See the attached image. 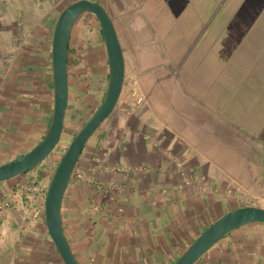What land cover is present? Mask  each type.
<instances>
[{"label":"crops","instance_id":"obj_1","mask_svg":"<svg viewBox=\"0 0 264 264\" xmlns=\"http://www.w3.org/2000/svg\"><path fill=\"white\" fill-rule=\"evenodd\" d=\"M101 3L110 15L106 4L102 0ZM122 6L124 9L126 5ZM29 7V14L37 11L36 18L26 21H9L10 12L0 8V158L16 157L30 149L43 136L51 117L50 47L58 14L53 21L50 10L41 14L39 0L29 2ZM130 10L126 7L122 14L128 15ZM133 13L130 22L135 17L142 19L137 17L140 13ZM74 28L75 24L70 48ZM115 30L118 35L119 30ZM88 52L94 58L91 62L85 56L90 66L84 67V73H97L92 78L98 81L95 88L87 87L85 81L90 77L80 79L76 72L79 79L72 83L70 65L74 63L67 65L64 126L67 113L72 117L73 111L83 109L73 107L75 100L82 105L84 99L80 96L96 97L98 105L107 85L103 38ZM180 64L162 77L144 73L137 80L135 70L126 73L124 91L112 115L98 126L77 160L75 171L82 178L70 179L62 201L61 220L81 264H169L171 257L181 252L212 217L232 206L231 197L226 195L228 189L224 192V188L210 186V162L204 161L203 156L197 161L184 147L190 144L187 134L191 126L202 132L204 124L191 120L188 126L182 125L178 116L189 118L191 114L175 103L168 107L153 99L152 79L178 84ZM175 90L180 92L179 85ZM187 94L192 106L199 107V114H212L205 98ZM140 96L142 101L137 103ZM256 182L253 179L252 188L261 195L264 191ZM8 187L2 184L0 202L16 188ZM249 198L250 205L260 206L255 193ZM246 199L239 198L236 204L242 206ZM22 206L16 202L0 212V264H64L47 233L43 207L33 218ZM194 264H264V223H249L232 230Z\"/></svg>","mask_w":264,"mask_h":264},{"label":"rangeland","instance_id":"obj_2","mask_svg":"<svg viewBox=\"0 0 264 264\" xmlns=\"http://www.w3.org/2000/svg\"><path fill=\"white\" fill-rule=\"evenodd\" d=\"M34 1L1 0L0 8L10 12L9 21H26L32 16L36 18L37 11L28 13L29 2ZM71 1L39 0L42 5L39 12L42 14L50 10L53 21ZM94 1L102 4L101 0ZM102 1L116 17V20L112 16L111 19L120 32L125 75L135 70L137 80L144 73H149L150 77H162L171 72L172 66L181 63L180 80L176 86L168 79L155 78L150 87L155 103L168 107L170 103H175L183 112L191 114L189 118L178 116L180 124L187 123L188 126L194 120L205 126L202 132L191 126V132L187 134L190 144L184 147L192 152L197 161L204 157V161L210 162V186H219L220 190L224 188V192L228 189L226 195L229 194L232 204L221 209L208 224L238 206L239 198H247L242 205H250L252 200L249 197L253 193L257 203L264 208V192L256 195L258 193L252 188V185L255 186L253 179H256V184L264 191V0ZM123 4L126 5L124 9H132L130 14H122ZM133 10L140 13L137 17L141 20L135 17L130 22ZM99 29L96 18L91 14L84 13L76 20L71 43L74 54H70L76 60L70 65L72 83L79 79L77 72L80 79L90 77L85 81L87 87H96L98 79L95 80L92 75L97 76V73L89 71L86 75L84 67L90 66L85 56L93 62L94 57L88 56V51L101 40ZM178 85L180 92L175 90ZM187 92L196 94L197 98H205L213 110L212 114H199V107L192 106L194 103ZM75 96L73 93V99ZM80 97L84 103L77 104L75 100L73 107L81 106L83 109L73 111L72 117L67 113L57 147L25 175L0 181V188L3 183L16 187L13 190L15 193L7 191L12 200L11 207L16 202L23 204L26 214L33 218L44 207L43 191L50 178L48 174L51 176L69 141L97 105L94 101L96 97ZM95 131L86 143L93 139ZM191 145L196 149L192 150ZM12 158L4 157L0 161ZM39 171L46 172V177L38 179ZM12 247L10 245L9 249Z\"/></svg>","mask_w":264,"mask_h":264},{"label":"water","instance_id":"obj_3","mask_svg":"<svg viewBox=\"0 0 264 264\" xmlns=\"http://www.w3.org/2000/svg\"><path fill=\"white\" fill-rule=\"evenodd\" d=\"M84 13L95 16L105 45L108 76L104 94L91 114L69 141L49 178L44 194V224L50 240L64 264H81L64 232L61 207L65 190L87 139L115 107L121 93L125 62L112 19L104 6L94 0H73L58 13L51 35V77L53 102L49 124L43 136L27 151L0 163V181L13 178L42 162L59 144L68 104L67 53L73 26ZM264 223V208L242 205L218 216L202 229L169 264H194L219 239L232 230Z\"/></svg>","mask_w":264,"mask_h":264},{"label":"built area","instance_id":"obj_4","mask_svg":"<svg viewBox=\"0 0 264 264\" xmlns=\"http://www.w3.org/2000/svg\"><path fill=\"white\" fill-rule=\"evenodd\" d=\"M141 101H142V98H141V96H140V97L137 99V103H140ZM73 176L76 177V178H81L82 174L76 172V171H75V168H74V170H73V172H72V175H71V178H73ZM11 203H12L11 198H10L8 195L5 196V197L2 199V201L0 202V212L3 211L5 208L10 207ZM117 210L120 212V211H121V208L119 207V208H117Z\"/></svg>","mask_w":264,"mask_h":264},{"label":"trees","instance_id":"obj_5","mask_svg":"<svg viewBox=\"0 0 264 264\" xmlns=\"http://www.w3.org/2000/svg\"><path fill=\"white\" fill-rule=\"evenodd\" d=\"M95 17V16H94ZM99 32H100V35L102 37V34H101V30L99 29ZM74 54V51L72 48H68V53H67V65H69L70 63H76V60L72 57V55L70 54ZM33 168V167H32ZM32 168L24 171L23 173H21L20 175H25L29 170H31ZM44 177H46V172L44 171H39V174H38V179H43ZM50 177V175L48 174V178ZM37 179V180H38ZM37 182V181H36ZM45 189V188H44ZM45 194V190L43 191V196Z\"/></svg>","mask_w":264,"mask_h":264}]
</instances>
